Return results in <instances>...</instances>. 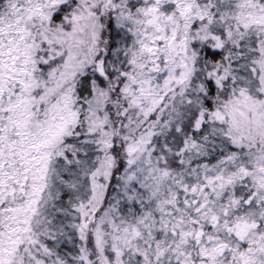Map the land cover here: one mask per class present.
<instances>
[{
	"label": "snow or ice",
	"instance_id": "snow-or-ice-1",
	"mask_svg": "<svg viewBox=\"0 0 264 264\" xmlns=\"http://www.w3.org/2000/svg\"><path fill=\"white\" fill-rule=\"evenodd\" d=\"M0 264H264V0H0Z\"/></svg>",
	"mask_w": 264,
	"mask_h": 264
}]
</instances>
